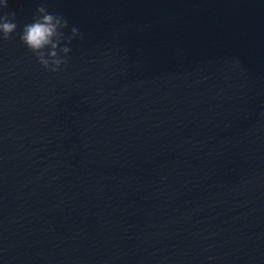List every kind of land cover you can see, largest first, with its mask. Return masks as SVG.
I'll use <instances>...</instances> for the list:
<instances>
[{"label": "water", "instance_id": "95a60500", "mask_svg": "<svg viewBox=\"0 0 264 264\" xmlns=\"http://www.w3.org/2000/svg\"><path fill=\"white\" fill-rule=\"evenodd\" d=\"M41 5L82 33L59 72L19 38ZM8 12L0 264H264V0Z\"/></svg>", "mask_w": 264, "mask_h": 264}, {"label": "clouds", "instance_id": "9594fccd", "mask_svg": "<svg viewBox=\"0 0 264 264\" xmlns=\"http://www.w3.org/2000/svg\"><path fill=\"white\" fill-rule=\"evenodd\" d=\"M8 7V0L0 3V13ZM37 15L33 22L23 26L18 33L23 44L36 56L39 64L52 72H59L61 66L67 63V54L71 48L67 45L61 47L63 41L69 43L77 37L82 38L80 30L71 27V35L65 36L64 29L68 28V21L63 16L49 13L43 5L37 8ZM16 13L8 12L0 14V34L7 40L17 32L18 24L15 21ZM47 50V51H46ZM61 53L64 55L62 56Z\"/></svg>", "mask_w": 264, "mask_h": 264}]
</instances>
